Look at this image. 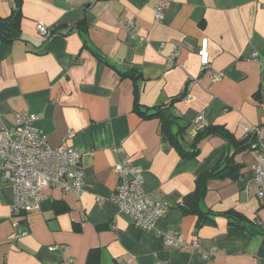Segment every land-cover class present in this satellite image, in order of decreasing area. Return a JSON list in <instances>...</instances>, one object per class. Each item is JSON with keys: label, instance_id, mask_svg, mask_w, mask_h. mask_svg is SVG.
I'll return each mask as SVG.
<instances>
[{"label": "crops", "instance_id": "1", "mask_svg": "<svg viewBox=\"0 0 264 264\" xmlns=\"http://www.w3.org/2000/svg\"><path fill=\"white\" fill-rule=\"evenodd\" d=\"M161 2L168 5L158 20ZM18 9L20 36H0V128L16 125L18 113L40 114L35 126L52 146L81 152L86 184L81 195L48 189L42 210L24 216L29 234L13 242L14 191L0 172V264H64L70 257L75 264H264V206L254 192L258 151L242 143V124L264 128V5L0 0V18ZM39 23L50 32L39 31ZM205 37L211 64L202 71L197 51ZM171 101L172 113L189 125L186 150L194 151L201 128L222 126L228 136L210 135L195 156L182 154L159 118L139 112ZM233 154L225 176L206 180L199 224V213L178 205L195 195L200 176ZM126 156L143 168L148 194L169 204L153 231L132 223L112 200L114 166ZM168 233L182 234L185 245L167 244ZM196 240L200 247L192 246Z\"/></svg>", "mask_w": 264, "mask_h": 264}, {"label": "built area", "instance_id": "2", "mask_svg": "<svg viewBox=\"0 0 264 264\" xmlns=\"http://www.w3.org/2000/svg\"><path fill=\"white\" fill-rule=\"evenodd\" d=\"M73 0H66L71 3ZM264 5V0H258ZM168 2L156 6V17L161 20ZM126 27L132 29V20H125ZM39 31L48 34L50 29L43 23L37 25ZM132 34L136 36L135 31ZM198 56L202 71L209 69L211 64L209 39L201 40ZM178 54L174 52L169 57L173 61ZM252 57L256 59L257 53ZM221 72H214L216 80L221 79ZM194 81H190L188 88ZM189 95H187L188 97ZM186 97V98H187ZM41 118L40 114L27 111L16 115V125L0 128V172L5 176L14 191V202L11 207L13 242L27 236L24 216L30 212L41 211L47 197L46 191L55 188L63 194L75 193L81 195L86 184V168L82 163L81 152L72 147L57 148L52 146L47 136L42 134L35 123ZM200 121V120H199ZM245 138L252 137L251 146L258 151V160L254 165V192L264 206V128L242 124ZM116 188L112 200L118 205L121 214L127 215L132 223L143 231H153L158 220L165 215L169 208L168 202L155 199L145 189L143 168L129 156L115 164ZM169 245H185L182 234L163 235ZM193 247H200L196 240ZM55 248L52 246L51 249ZM64 264H75L73 257L65 260ZM153 264H175L167 259L156 260Z\"/></svg>", "mask_w": 264, "mask_h": 264}, {"label": "trees", "instance_id": "3", "mask_svg": "<svg viewBox=\"0 0 264 264\" xmlns=\"http://www.w3.org/2000/svg\"><path fill=\"white\" fill-rule=\"evenodd\" d=\"M21 21H22V13L20 9L14 10V12L10 16L1 17L0 18V36H2L3 39H5L8 42L14 41L16 38L20 36ZM97 54L99 55V53ZM189 83L190 81L187 84V89H188ZM173 101H175V99H173ZM173 101H171L170 103L166 105H161V106L151 108L149 112L143 111V110L139 112L141 114H146L147 116H152V117L154 116V117L159 118L162 130L170 137L172 143L175 144L179 150H181L182 154L187 155V156H195L198 151L197 146L199 142L203 138L208 137L210 135L222 134V135L228 136L227 131L222 126L212 125V126L204 127L198 130V133L196 137L194 138V141L191 145V147L194 148V151L186 150L185 148H183L181 143H182V139L184 138V134L186 133L189 125L178 121V118L172 113L170 109L172 107ZM136 105L139 108V104L137 102H136ZM251 142H252V138H248L242 143H244L245 146H249ZM233 160H234V154L231 156H226L224 160L221 163H219L214 169L200 176L199 184H198L199 188L196 191L195 195L186 196V198L178 205L180 208H182L186 212L190 211V212L199 213L200 215L199 224H201L206 218V216L202 215L201 209L198 205V201L201 195L205 191L206 180L212 177L225 176L222 173L225 170V168L228 167L231 162H233Z\"/></svg>", "mask_w": 264, "mask_h": 264}]
</instances>
